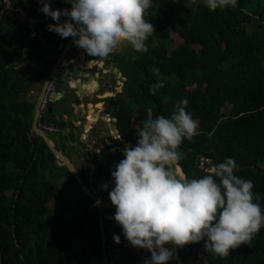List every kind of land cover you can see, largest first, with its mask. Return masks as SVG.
<instances>
[{
    "label": "trees",
    "instance_id": "1",
    "mask_svg": "<svg viewBox=\"0 0 264 264\" xmlns=\"http://www.w3.org/2000/svg\"><path fill=\"white\" fill-rule=\"evenodd\" d=\"M11 2L38 14L32 0ZM70 8L67 0H56L52 7ZM64 19L60 17L61 22ZM144 19L154 25L155 32L146 41L147 53L132 50L124 58L129 79L113 111L118 142L135 146L137 132L149 116L170 117L175 103L187 98L186 110L198 129L191 141L184 139L179 147L183 174L200 178L210 172L211 165L233 158L239 166L235 174L253 182L252 192L259 196L254 202L264 209V0H237L235 7L215 11L208 10L205 0H152ZM54 23L46 16L41 35L46 45L59 49L68 38L48 30ZM24 30L15 16L1 14L0 264H103L97 206L88 196L86 201L72 198L81 190L79 183L65 166L56 164L41 136L28 135L34 101L27 94L33 84L42 83L45 64L40 63V55V70L35 74L10 66L23 53ZM153 68L159 69L158 76ZM160 79L164 87L150 94L149 88ZM44 120L65 126L48 112ZM122 151L91 158L101 176L109 178L124 158ZM204 159L206 169L200 165ZM56 170L68 178L58 183ZM94 183L97 189L104 184L101 178ZM108 212L114 215L115 209ZM115 228L121 235L118 223ZM192 246L200 255L192 264H264V227L250 246L230 249L227 257L206 252L203 239ZM132 248L123 242L117 264H143L151 256ZM113 256V252L108 256L109 264Z\"/></svg>",
    "mask_w": 264,
    "mask_h": 264
},
{
    "label": "clouds",
    "instance_id": "2",
    "mask_svg": "<svg viewBox=\"0 0 264 264\" xmlns=\"http://www.w3.org/2000/svg\"><path fill=\"white\" fill-rule=\"evenodd\" d=\"M67 2L70 9H52L42 3V12L56 22L49 24L48 30L61 38L72 37L88 56L103 61L129 46L137 53L148 52L146 41L155 27L144 15L152 0ZM205 4L215 11L235 7L237 0H205ZM61 16L66 18L62 22ZM152 72L159 75L158 68ZM163 87L160 79L149 92L155 95ZM188 104L183 98L175 103L170 117L149 116L137 132L135 146L125 144L124 158L111 172L114 187L108 195L115 206L114 220L131 246L150 252L143 264H167L174 250L166 244L183 247L202 239L206 252L227 257L230 249L250 246L264 227V209L254 202L259 200L252 192L254 184L235 174L239 166L233 158L211 165L210 172L200 178L180 172L178 162L183 153L179 147L184 139L191 141L198 129V122L186 110ZM108 187V183L102 185ZM100 203L97 199L93 206ZM113 239L120 242L118 235Z\"/></svg>",
    "mask_w": 264,
    "mask_h": 264
},
{
    "label": "crops",
    "instance_id": "3",
    "mask_svg": "<svg viewBox=\"0 0 264 264\" xmlns=\"http://www.w3.org/2000/svg\"><path fill=\"white\" fill-rule=\"evenodd\" d=\"M32 1L36 2L35 0ZM43 2H46V0H43ZM52 6L54 4L51 5V8ZM2 13L3 11L0 9V16ZM9 15L14 16L12 13ZM21 41L25 44L23 53L20 57L14 58L10 62V66L16 70L27 69L35 74L40 70L37 63V60L40 61L39 56L42 55L47 59L46 56L51 46L44 43L41 33L36 38H29L26 29L22 34ZM35 47H37V50ZM131 53L130 46L123 47L116 50L106 60L100 61L88 56L83 50L75 56L66 74L58 82L56 92L52 97V110L50 113L54 121L65 122V126H63L65 131L63 134L50 133L54 137H49L55 146L70 158L75 166H81L82 160L86 162L88 158L102 157L103 153L114 154L120 152L124 149L126 143L132 145L131 142H122V144L118 142L121 139L116 128V118L113 116L118 101L125 94V84L128 82L129 75L124 58L130 56ZM76 69L81 70L78 73V75L82 73L80 77L72 76ZM118 72L125 80L119 76ZM38 85V83L33 84L27 94L34 103L41 84ZM36 90L37 94L35 93ZM76 98L78 102H75ZM65 101H68L69 105H66ZM83 120H85L84 124L82 123ZM56 164L60 165L57 162ZM84 168L83 164L82 169ZM55 172L58 174L56 179L58 183L68 178L61 170ZM100 178L103 183H108L110 190L114 187L111 173L108 179L101 175ZM86 183H88L87 179ZM78 197H82L80 192L73 195L72 198L75 200ZM80 204L81 200L77 202L76 207L78 208ZM100 205L105 219L114 220V215L108 211L115 209V206L111 204L108 194L107 199L101 202ZM84 231H87V229ZM121 237L127 241L122 230ZM165 247L169 248V245L166 244ZM118 255L119 253L115 252L113 258L116 259ZM110 264L117 263L112 260Z\"/></svg>",
    "mask_w": 264,
    "mask_h": 264
},
{
    "label": "built area",
    "instance_id": "4",
    "mask_svg": "<svg viewBox=\"0 0 264 264\" xmlns=\"http://www.w3.org/2000/svg\"><path fill=\"white\" fill-rule=\"evenodd\" d=\"M37 3L38 0H35ZM54 4L53 2L49 3V6ZM0 6L1 10L9 9L11 10L17 19L18 22L24 25L27 35L29 38L33 39L36 38L40 31H41V21L46 17V15L42 12L41 14H30L28 12V8L23 7L21 5H16L11 2V0H0ZM83 49L78 48L74 43L73 40L69 46L68 51L64 55V57L61 59V61L58 63L52 74L50 75L46 85H45V90L44 94L42 96L40 105H39V110H40V117H39V127L43 129L44 131L48 133H53V134H63L64 133V128L58 124H52L51 122L44 120L46 113H47V107L49 103L52 100L53 94L56 92L58 82L62 76H64L72 63L73 59L75 56L80 54ZM58 56V52L56 49L51 48L50 51L47 53V62L45 64V76L53 66V63L55 59ZM45 78V77H44ZM43 78V79H44ZM85 170H86V177L88 180V187L89 190L96 195L99 198L102 197H107V194L109 193L108 189H97L95 186V178H100V174L98 173L96 169V164L95 162L92 161L91 158L87 159L86 165H85ZM111 220V219H107ZM112 222L106 221L105 222V244H104V250L110 255L112 253V249L114 247H120L123 244V238L121 237L120 234L116 231L115 228V221L111 220ZM114 235H118L120 237V242L116 243L113 239Z\"/></svg>",
    "mask_w": 264,
    "mask_h": 264
},
{
    "label": "water",
    "instance_id": "5",
    "mask_svg": "<svg viewBox=\"0 0 264 264\" xmlns=\"http://www.w3.org/2000/svg\"><path fill=\"white\" fill-rule=\"evenodd\" d=\"M56 0H48V4L50 2H55ZM38 6H37V13H42V10H41V7H42V3H43V0H38ZM3 13L5 14H11V10L9 9H5L3 11ZM41 33V31H40ZM73 38L72 37H69L67 39V41L62 45L61 48L57 49V52H58V56L57 58L55 59L54 63H53V66L51 67V69L49 70V72L46 74L45 78L43 79L41 85L39 86L38 88V94H37V97L35 99V103H34V106H33V111H32V122H31V126H30V129H29V137H30V133H34V134H37L39 136H41L43 138V140L45 141V143L47 144V146L49 147L50 151L53 153V155L55 156V162H57L58 164L60 165H63L65 166L68 171L72 174V176L75 178V180L79 183L80 185V195L84 198V200L86 201L87 198L86 196H88L92 201L93 203L99 199L101 202H103L104 200L107 199V197H102V198H99L97 197L96 195H94L90 190H89V187L83 177V173H82V165L84 164V166L86 165V162L85 160H82V165L81 166H75L71 161H70V158L66 156V154L64 152H62L60 149H58L54 142L50 139L49 137V133L44 131L43 129H41L39 127V117H40V110H39V105H40V102H41V99H42V96L44 94V90H45V85L50 77V75L52 74V72L54 71V69L56 68V66L58 65V63L61 61V59L64 57V55L66 54V52L68 51L69 49V46L72 42ZM41 63L42 64H46L47 62V59L42 56L41 58ZM81 70L79 69H76L72 76L73 77H80L82 75V73L80 75H78V73H80ZM119 73V76H121L120 72ZM121 78H123L125 80V78L123 76H121ZM78 102V99L76 98L75 99V102ZM65 104L66 105H69V102L68 101H65ZM64 108V106H63ZM52 110V105H51V102L49 103L48 107H47V112L50 113ZM83 124L85 123V120H83L82 122ZM193 151V149H191ZM201 159H203V156H201ZM180 167V166H179ZM203 169H206L205 167H202ZM181 169V167H180ZM208 170H211L208 169ZM182 171V169H181ZM183 173V172H182ZM101 204V203H100ZM98 208V225H99V232H100V239H101V243H102V249H103V264H109V261H108V254L106 253V251L104 250V244H105V216L103 214V211H102V208H101V205H98L97 206ZM17 241V239L15 238V242ZM16 245L18 246V243H16ZM178 247V246H177ZM181 251H184V248H180ZM112 252L115 253H120L121 252V249L120 248H117V247H114L112 249ZM178 256V255H177ZM170 264H184L181 262L179 256H178V259H173V257L168 261Z\"/></svg>",
    "mask_w": 264,
    "mask_h": 264
},
{
    "label": "rangeland",
    "instance_id": "6",
    "mask_svg": "<svg viewBox=\"0 0 264 264\" xmlns=\"http://www.w3.org/2000/svg\"><path fill=\"white\" fill-rule=\"evenodd\" d=\"M181 2H183V0H181ZM188 4V2L186 3H181V6L179 5V7H177V13H178V10H180L181 8H183L185 5H187ZM176 39H177V37H176ZM173 45V44H172ZM40 85V84H39ZM38 85V86H39ZM35 93L37 94V90L35 91ZM35 94V95H36ZM53 97V96H52ZM52 101V100H51ZM49 136L50 137H54L53 136V134H50L49 133ZM205 159H204V161L203 162H201V167H204V164H205ZM209 169V168H208ZM123 241H125V240H123ZM174 246V245H173ZM133 247V246H132ZM134 249H137L136 247H133ZM132 248V249H133ZM180 248L181 247H179L178 246V256H179V258H180V260H181V262L182 263H184V264H192L193 263V261L194 260H196V259H198L199 257H200V255H199V251H198V249L197 248H195L194 246H192V243H190V244H187V245H184L183 246V248H184V251H183V253L182 254H179V251H180ZM138 249H140V250H142V251H147L146 249H142V248H138ZM170 249V248H169ZM171 250V249H170ZM175 252V251H174ZM175 254V253H174ZM177 256V257H178ZM113 261L115 262V263H117V261H116V259L115 258H113Z\"/></svg>",
    "mask_w": 264,
    "mask_h": 264
},
{
    "label": "bare ground",
    "instance_id": "7",
    "mask_svg": "<svg viewBox=\"0 0 264 264\" xmlns=\"http://www.w3.org/2000/svg\"><path fill=\"white\" fill-rule=\"evenodd\" d=\"M46 2H48V0H46ZM180 169V167H179ZM182 172V171H181ZM169 245L170 249H173L175 251V254L173 255V259H178L177 255H178V247L177 246H173L172 244H167Z\"/></svg>",
    "mask_w": 264,
    "mask_h": 264
}]
</instances>
